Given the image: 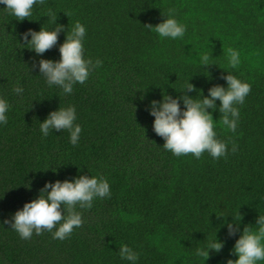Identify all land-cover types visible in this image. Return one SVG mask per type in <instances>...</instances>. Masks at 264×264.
I'll return each instance as SVG.
<instances>
[{
    "label": "trees",
    "instance_id": "obj_1",
    "mask_svg": "<svg viewBox=\"0 0 264 264\" xmlns=\"http://www.w3.org/2000/svg\"><path fill=\"white\" fill-rule=\"evenodd\" d=\"M169 9L187 25L183 39L161 40L147 26ZM49 11L68 30L85 24V55L103 60L71 95L47 85L33 67L40 57L21 44L22 33L51 24ZM65 38L62 31L43 57L59 59ZM228 47L239 50L241 64L227 71L251 84L238 105L237 131L216 125L229 153L218 160L207 152L177 157L162 146L147 106L163 92L182 95L177 89L190 77L205 95L213 84L226 86ZM202 53L216 64L200 67ZM17 83L20 96L13 92ZM0 96L11 106L0 126V264H129L120 243L139 253L137 264H226L238 258L231 250L240 235L229 236L226 223L255 227L264 214V0H45L23 21L0 9ZM70 104L82 127L78 145L67 130L43 137L40 121ZM220 115L213 112L216 120ZM80 174L107 177L111 196L97 198L91 209L77 206L84 223L70 237L44 231L22 239L2 224L37 198L46 181ZM216 233L224 246L206 259L198 250Z\"/></svg>",
    "mask_w": 264,
    "mask_h": 264
},
{
    "label": "clouds",
    "instance_id": "obj_2",
    "mask_svg": "<svg viewBox=\"0 0 264 264\" xmlns=\"http://www.w3.org/2000/svg\"><path fill=\"white\" fill-rule=\"evenodd\" d=\"M45 0H0V9L7 11L19 21L30 19L34 9L43 5ZM51 20L48 27L44 25L40 30L28 29L21 34V38L40 57L38 67L49 87H59L65 95L73 93L74 85L85 83L92 72L100 68L103 60L93 59L85 55L84 41L87 35V27L80 21H76L68 30L65 25L57 23V15L51 11L46 14ZM165 17L156 25L147 24L150 30L163 39H183L187 32V25L177 19L175 9H169L162 13ZM54 25V27H52ZM66 31V38L59 45L60 58H44L43 53L53 48L58 42L59 34ZM30 37V39H29ZM226 60V74L222 73L223 84H213L205 95L202 89H198L191 83L190 78L178 91L180 96H173L167 92L162 93V99H153L147 106L150 115L154 117L153 130L163 138V147L175 156L192 154L199 159L207 152L212 158L227 157L229 153V141L219 139L216 131L217 122L227 131L235 133L240 121V109L238 105L245 103L246 97L251 92V84L227 71V68L236 69L241 64V54L238 49L228 47L224 49ZM199 66L216 64L211 61L208 54H200ZM146 89V88H145ZM197 92L193 97L190 92ZM13 92L20 96L24 88L17 83ZM144 98L143 96L141 97ZM217 100L220 104L217 105ZM183 103V107L181 106ZM8 100L0 96V126L8 123L10 110ZM211 109L212 111H209ZM218 109L222 117L213 118V112ZM77 110L74 105L59 106L52 110L40 121L39 130L43 137L49 136L53 130L69 132V140L73 146L78 145L82 127L77 121ZM238 146L233 142L231 151L234 153ZM5 193V192H4ZM0 195V198L4 196ZM111 188L107 177L97 175L80 174L72 179L46 181L40 189V195L25 202L21 209L12 214L10 219H5L2 224H10V228L19 234L22 239H31L33 234L51 232L54 239L64 240L71 236L75 228L82 227L83 215L79 209H91L97 198H110ZM241 222V221H240ZM240 222L226 223L229 236L239 238L235 240L233 254L237 259L229 258L226 264H262L264 262V214H259L253 226H244L241 230ZM251 224V223H249ZM248 224V225H249ZM225 241L218 239L217 233L213 239L198 250V254L206 259L210 251L219 253ZM119 255L129 264H137L140 255L125 243L119 244ZM205 259V260H206Z\"/></svg>",
    "mask_w": 264,
    "mask_h": 264
}]
</instances>
